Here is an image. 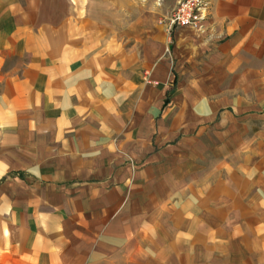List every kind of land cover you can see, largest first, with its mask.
<instances>
[{"label":"crops","instance_id":"obj_1","mask_svg":"<svg viewBox=\"0 0 264 264\" xmlns=\"http://www.w3.org/2000/svg\"><path fill=\"white\" fill-rule=\"evenodd\" d=\"M80 23L0 0V154L27 156L0 162V264H264V101L194 94L264 91V0H210L171 65Z\"/></svg>","mask_w":264,"mask_h":264},{"label":"rangeland","instance_id":"obj_2","mask_svg":"<svg viewBox=\"0 0 264 264\" xmlns=\"http://www.w3.org/2000/svg\"><path fill=\"white\" fill-rule=\"evenodd\" d=\"M179 0H67L72 5V14L77 20H80L82 34L89 36V31L98 29L100 40L106 41L108 36H113V39L120 45L130 47V52L133 56L143 55L153 56L161 50L160 60L167 61L172 64L173 48L175 46V27L169 28L167 17L175 7ZM195 32H202L203 27L197 29L192 28ZM159 47L161 48L159 50ZM156 54V55H157ZM168 76V75H167ZM180 80L183 83H188L194 79L190 73L184 71L179 72ZM200 77V76H199ZM151 84H156L152 80ZM180 92L179 96L182 98ZM195 98H204L211 102V105H223L234 103L235 98H248L251 102L261 103L264 101V91L256 93L241 92V91H195ZM213 105V106H214ZM249 107L233 106L234 112L228 114L226 125L234 129V119L240 111H244ZM263 107L260 106L259 114ZM256 114V113H255ZM254 115V114H253ZM213 116V115H212ZM9 133V129L4 127L3 135ZM232 137V138H231ZM228 140H235L231 136ZM9 148H2L0 154V162H2L4 170L9 168L13 163L23 165L26 163L27 156L21 150L17 153L10 154ZM7 151L9 153H7ZM9 184V183H8ZM3 187V193L10 194L12 189H20L25 194L26 183L14 182ZM15 187V188H14Z\"/></svg>","mask_w":264,"mask_h":264},{"label":"built area","instance_id":"obj_3","mask_svg":"<svg viewBox=\"0 0 264 264\" xmlns=\"http://www.w3.org/2000/svg\"><path fill=\"white\" fill-rule=\"evenodd\" d=\"M210 0H179L167 17L169 28L189 26L201 28L208 16Z\"/></svg>","mask_w":264,"mask_h":264}]
</instances>
